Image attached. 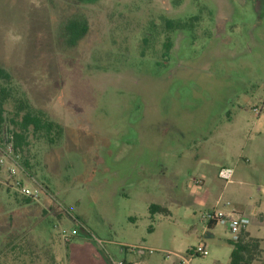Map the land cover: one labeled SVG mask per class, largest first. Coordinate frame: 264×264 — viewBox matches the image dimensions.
Returning <instances> with one entry per match:
<instances>
[{"label":"rangeland","instance_id":"rangeland-1","mask_svg":"<svg viewBox=\"0 0 264 264\" xmlns=\"http://www.w3.org/2000/svg\"><path fill=\"white\" fill-rule=\"evenodd\" d=\"M75 13L89 30L66 47ZM0 66V152L21 101L62 129L30 130L20 149L48 189L37 200L0 171V264H178L201 242L195 264H230L228 226L202 215L220 194L264 214V0H0Z\"/></svg>","mask_w":264,"mask_h":264},{"label":"built area","instance_id":"built-area-1","mask_svg":"<svg viewBox=\"0 0 264 264\" xmlns=\"http://www.w3.org/2000/svg\"><path fill=\"white\" fill-rule=\"evenodd\" d=\"M255 112H259L258 108H255ZM3 128L1 152H0V171L3 174L2 183L14 190L21 196L37 200L42 192L48 189L43 185L39 184L33 175L29 173V170L23 164L21 159L20 150L16 148L15 133L12 125L8 121L1 123ZM218 176L226 183L234 182V169L229 167H221L218 171ZM197 187L202 186V181L199 179H193ZM44 186V187H43ZM227 205L229 203H226ZM220 203H217L215 207L207 210L202 215V220L209 225L210 222L223 223L228 226L231 234V239L237 241L241 234L248 229L250 224V217L241 212L234 210H223L219 208ZM135 247V246H134ZM133 247V248H134ZM139 249L138 256L144 254L146 249L149 253L155 251L154 248L150 247H135ZM123 251V250H122ZM179 257L182 264H195L193 260L196 256H207L209 250L205 243L192 247L186 254H180L173 252ZM113 264H143L140 261H127L125 259L113 260Z\"/></svg>","mask_w":264,"mask_h":264},{"label":"trees","instance_id":"trees-1","mask_svg":"<svg viewBox=\"0 0 264 264\" xmlns=\"http://www.w3.org/2000/svg\"><path fill=\"white\" fill-rule=\"evenodd\" d=\"M79 1L84 2L86 0ZM88 30L89 26L86 17L82 14L75 13L72 18L63 25L60 34L62 45L66 47H75L87 35ZM167 48H169V43L167 44ZM0 80L6 83H12V75L2 66H0ZM10 95L11 92L9 88L0 85V116H3L4 104L9 99ZM28 108V102L21 101L18 105L17 113L9 120L15 133L17 149L20 150L23 148L30 130H33V132H45L48 136H50L52 132H55L59 137L62 135V129L58 123L49 120L44 113H32ZM25 110L26 112L23 114ZM1 119L3 123L7 118ZM50 140L53 141V138L50 137ZM25 164L28 166L27 162H25ZM22 197L24 198V203L33 201L31 198ZM150 212L153 214L157 212L168 213L169 210L163 205L153 203L150 205ZM214 225H216L214 221L209 223L210 228H213ZM15 238L13 234L10 235L8 248L11 250H15V247H17V244L15 246L13 244ZM229 243L232 245L230 264H257L256 262L259 260L260 254L264 252L262 240L250 236L247 231H244L237 241L230 239Z\"/></svg>","mask_w":264,"mask_h":264},{"label":"crops","instance_id":"crops-1","mask_svg":"<svg viewBox=\"0 0 264 264\" xmlns=\"http://www.w3.org/2000/svg\"><path fill=\"white\" fill-rule=\"evenodd\" d=\"M217 174H218V171H217ZM218 176V175H217ZM219 177V176H218ZM221 179V178H220ZM204 182H205V180L203 179L202 180V184H204ZM242 182V181H241ZM233 183V182H232ZM262 190V189H261ZM263 195H264V192H263V190H262V192H261ZM217 203H220V205H219V208H221V209H223V210H234V211H237V212H241V213H243V214H246L247 216H249L248 215V212L250 211V210H254V205H249L248 206V204H246V203H243L242 201H240V202H233V201H224L223 200V197H222V194H220L218 197H217V199L215 200V203L211 206V208H213V207H215L216 206V204ZM226 203H229L228 205L226 204ZM211 208H209L208 210H210ZM254 212H257L258 214H259V218H260V225L261 226H263L264 227V214L262 213V212H259V211H256V210H254ZM250 217V216H249ZM206 223V222H205ZM218 223H216V225H217ZM216 225H214L213 226V228L216 226ZM206 226L208 227V229L209 230H211L212 228H210L209 227V225L208 224H206ZM209 230H207L206 232H205V236H207V235H209ZM249 234H250V236H252V237H255V238H260L261 240H262V244L264 243V237H259V236H256V235H254L253 233H252V231H251V225H249L248 226V229L246 230ZM209 236H213V234H211V235H209ZM231 239V238H230ZM229 239V240H230ZM264 246V245H263ZM231 251H232V249H231ZM122 259H125V260H127L126 258H122ZM118 260V259H117ZM128 261V260H127ZM111 264H113V261L111 260ZM178 264H182L181 263V261L180 260H178Z\"/></svg>","mask_w":264,"mask_h":264}]
</instances>
